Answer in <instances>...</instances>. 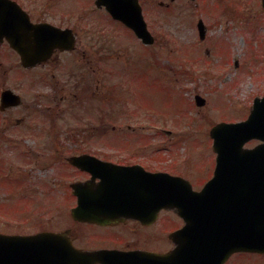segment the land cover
<instances>
[{
    "label": "rangeland",
    "instance_id": "374dc122",
    "mask_svg": "<svg viewBox=\"0 0 264 264\" xmlns=\"http://www.w3.org/2000/svg\"><path fill=\"white\" fill-rule=\"evenodd\" d=\"M20 1L34 18L57 20L78 33V52L63 57L68 64L58 73L67 84L64 96L76 87L79 97L73 104L64 102L55 120L44 104L40 110L46 111V124L40 130L27 128V139L0 141L2 233L69 226L67 182L73 174L66 164H54L57 150L120 151L121 138L129 137L127 147L152 143L164 158L180 162L176 168L190 165L193 174L206 179L214 169L211 128L246 119L255 98L264 97L262 0H141L156 37L150 47L98 10L95 0ZM160 1L169 7H160ZM201 19L205 40L197 29ZM82 54L92 69L83 64ZM68 66L78 81L69 79ZM35 93L28 88L25 94L33 101ZM196 96L206 104L198 107ZM19 118L21 111L14 116ZM74 137L88 138L75 144ZM241 259V264H264V254Z\"/></svg>",
    "mask_w": 264,
    "mask_h": 264
},
{
    "label": "flooded vegetation",
    "instance_id": "af4514ba",
    "mask_svg": "<svg viewBox=\"0 0 264 264\" xmlns=\"http://www.w3.org/2000/svg\"><path fill=\"white\" fill-rule=\"evenodd\" d=\"M13 1L28 12L33 23H49L58 28H69L57 20L34 18L20 0ZM73 31L77 45L78 33L75 29ZM77 52V46L73 52L55 50L47 61L34 67H24L10 43L7 40L0 41V141H19L23 135L27 139V128L34 131L43 128L47 115L40 108L44 104L45 109L51 112L50 117L54 116L55 120L64 102L74 103L79 97L78 89L73 87L69 97L64 96L67 84L62 83L58 71L60 66L68 64V60L65 61L63 57ZM81 60L92 69L91 60L84 54L81 55ZM68 68L69 79L78 81L75 70L71 73L72 66ZM28 88L36 92L33 101L25 94ZM17 111L22 112V118L14 119ZM5 112H9L13 119ZM128 128L133 130L132 126ZM74 138L72 143L77 144L86 141L88 137L81 141ZM121 140L124 141V147L120 151L65 154L57 150L53 154L54 164L61 167L67 165L73 174L67 182L71 209H78L83 203L82 214L86 218L82 220L70 216V222H67L69 226L60 231H68V237L84 264H192L190 251L198 245L197 240L188 234L176 235L185 226V222L175 210H160L159 175L164 173L184 178L197 191L204 187L211 176L201 179L196 172L192 173L190 165L186 169L176 168V164L181 166L178 164L180 162L175 164L173 159L164 158L165 154L154 151L152 143H136V146L127 147L128 144L132 145L129 141L133 139L125 137ZM260 144V140H252L247 148L255 149ZM82 156L99 162L85 164L90 169L82 170L69 161L71 157ZM184 161L187 164L185 158ZM101 162L108 164L102 166ZM234 182L233 179V184L228 186L234 187ZM103 197L105 201L92 200ZM107 198L110 200L107 201ZM100 206L107 209H91ZM41 231L59 230L44 228ZM217 244V241L209 243L208 251L214 255L210 256L208 264H241V258L253 254L240 252L226 245L216 249Z\"/></svg>",
    "mask_w": 264,
    "mask_h": 264
},
{
    "label": "water",
    "instance_id": "95a60500",
    "mask_svg": "<svg viewBox=\"0 0 264 264\" xmlns=\"http://www.w3.org/2000/svg\"><path fill=\"white\" fill-rule=\"evenodd\" d=\"M96 4L99 8L104 6L115 20L132 29L144 44L155 43L139 0H96ZM199 31L201 39H204L206 28L202 21L199 23ZM3 37L10 41L26 67L46 61L55 49L63 51L73 50L75 47V36L71 29L63 30L50 24H34L29 15L10 0H0V38ZM196 100L199 106L205 104V100L200 97ZM211 136L215 139V150L220 148L224 154L223 162L232 161L231 153L239 152V155H236L239 162L236 158L234 169L248 170L249 151L243 147L251 138L264 139V98L255 100L246 121L219 124L212 129ZM252 152L259 153L257 150ZM86 160L71 159L74 164ZM222 170L218 165L215 178L199 193L193 192L192 188L185 192L176 185L175 201L172 202L177 205L172 206L184 210L185 207L179 206L184 203L180 199L188 202L187 208L192 211L187 214L192 218L188 226L197 227V232L204 238L213 234L211 228L214 226V232L218 235L221 234L218 230L220 227L229 239H232V228L235 225L234 237L240 251L264 252V198L261 199L259 192H226L225 194H228L222 200L229 204L218 205L217 201H222L217 187L219 176L223 174ZM202 227L205 229L202 230ZM206 251L205 247L203 253L206 254ZM198 255L195 259L199 261L202 258L204 263L206 255ZM0 264H79V261L72 242L63 233H41L35 236L0 234Z\"/></svg>",
    "mask_w": 264,
    "mask_h": 264
}]
</instances>
